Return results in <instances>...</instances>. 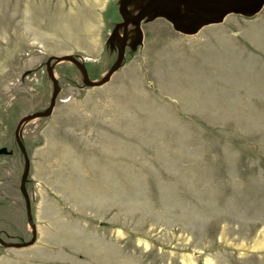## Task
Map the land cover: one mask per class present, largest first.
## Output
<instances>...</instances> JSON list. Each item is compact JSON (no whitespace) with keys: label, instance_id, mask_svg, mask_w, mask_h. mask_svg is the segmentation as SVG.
<instances>
[{"label":"rangeland","instance_id":"374dc122","mask_svg":"<svg viewBox=\"0 0 264 264\" xmlns=\"http://www.w3.org/2000/svg\"><path fill=\"white\" fill-rule=\"evenodd\" d=\"M156 0H0V237H33L21 119L49 108L52 56L100 81L117 24ZM165 0L130 23L124 59L90 87L50 63L58 96L25 122L37 238L0 264H264V5L180 32ZM187 28L202 18L178 16Z\"/></svg>","mask_w":264,"mask_h":264},{"label":"water","instance_id":"95a60500","mask_svg":"<svg viewBox=\"0 0 264 264\" xmlns=\"http://www.w3.org/2000/svg\"><path fill=\"white\" fill-rule=\"evenodd\" d=\"M165 0H156L155 3L147 8L146 10H143L139 16L136 18L127 19L125 22H121L117 24V26L114 29L113 34L116 35L119 34L122 28V35L120 34V52L117 61L115 64L109 69V71L104 74L102 79L100 81H92L89 79V75L87 73V70L82 62V60L78 59L77 56L74 55H63V56H52L49 58L48 61V72L53 80V83L55 85V90L51 97V103L49 105V108L45 111H38L35 113H32L30 115H27L18 124L17 130H16V141L21 149V152L24 156L25 160V168L23 172V176L21 179V192L26 202V210H27V217H28V223L32 227L33 230V237L29 242L26 243H7L0 237V244L7 247V248H25L33 245L36 241L37 234L35 225L33 223V216H32V210H31V203L29 195L26 191V179L29 173V157L27 154L26 147L23 145L21 141V133L20 130L25 122L32 121L38 118L42 117H48L52 114L53 109L56 105V99L58 96V82L55 76L53 75V70L51 68L50 63L52 61L54 62H72L74 63L79 70L81 71L85 83L90 87H99L107 83L111 76L115 73L117 68L121 65V62L124 59L125 55V47L127 44V36H128V30L130 23H133L136 26V30L140 31L141 28V22L146 19L149 15H151L153 12H155L159 6L164 2ZM173 7L171 10V17L173 21L175 22V25L177 29L187 35H192L197 33L200 29H202L204 26L210 24L213 20H215L218 17H223L228 14L237 13L240 15L252 17L259 13L264 5V0H171ZM203 2H205L207 5H205ZM203 8H202V5ZM191 6L197 13L202 14V18L199 21L197 25H195L192 28H187L183 21L178 17L179 14L182 12V6ZM201 10V11H200Z\"/></svg>","mask_w":264,"mask_h":264},{"label":"bare ground","instance_id":"6f19581e","mask_svg":"<svg viewBox=\"0 0 264 264\" xmlns=\"http://www.w3.org/2000/svg\"><path fill=\"white\" fill-rule=\"evenodd\" d=\"M205 5H207L205 2H203ZM204 4H201L202 5V8H203V5ZM183 7H185V9H191L192 7L191 6H185V5H183L182 6V10H183ZM201 11V10H200Z\"/></svg>","mask_w":264,"mask_h":264}]
</instances>
